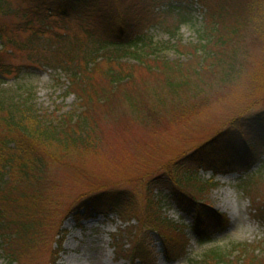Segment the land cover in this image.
<instances>
[{
    "label": "trees",
    "instance_id": "16d2710c",
    "mask_svg": "<svg viewBox=\"0 0 264 264\" xmlns=\"http://www.w3.org/2000/svg\"><path fill=\"white\" fill-rule=\"evenodd\" d=\"M122 2L123 0H23V8L12 9L8 0H0V16L23 17L31 14L32 18H27L23 26L27 28L31 24L32 29L37 28L23 41L4 34L5 27L0 24V249L6 259L0 264H21L19 260L31 254L50 233L57 239L56 246L50 250L48 264H56L61 252L63 219L79 212L105 215L112 211L125 223L112 234V238L119 241V244L113 245V250L116 256L127 259L129 264H155L157 255L148 239L151 235H157L161 244L160 253L168 261L187 253V239L178 235L176 227L162 215L158 201L147 198L145 206L141 208L126 191L106 190L88 194L72 210L62 215L58 223L53 221L51 217L54 210L48 207L49 204L52 205L48 196L52 187L46 183L48 176L45 167L49 157L59 158L60 161L58 155L61 152L68 154L69 145L75 148L84 145V136L76 133L82 126L76 122L72 125L73 121L67 115L54 121L48 114H40L32 102V91L26 90L25 94L24 91L19 94L17 89L20 86L1 87V77L10 75L12 67L3 62L2 56L7 51L28 50L34 61L45 65L54 63L66 75L67 92L77 95L83 108H79L80 116L82 122L86 123V120H90L85 114L86 110L96 103L98 106L111 103V99L121 90L122 87L119 86L123 81L132 82L134 88L135 66H143L148 72L151 69L159 71L165 78L167 92L175 96L179 92L178 88L191 84L189 80L195 77L199 81L202 70L212 69L210 73H219L220 81L227 79L230 74L227 69H234L230 60L235 55V48L228 47L232 38L242 33L264 35V0H199L204 8L200 38L197 43L174 45L177 51L188 56L186 61H169L156 54L159 47L166 43H154L145 31L146 25L148 22L162 21L170 36H176L180 24L188 19L189 2L186 0L187 4L182 8L170 5L167 11L158 12L153 9L150 13L144 11L148 12L147 2L152 3V0H130L126 5ZM52 14L59 16L60 21L71 15L78 22L81 33L53 31L48 34L49 38L45 42L40 43L39 36L44 37V29ZM258 16L262 17L261 20L257 19ZM32 22L37 25H32ZM42 43L45 47H42ZM102 57L107 64L104 68L98 64V58L103 59ZM121 59L133 60L135 65L123 63ZM18 70L19 67H16V71ZM257 76L260 85L256 83L255 87L263 91L262 100L264 71ZM193 87H199L198 83L194 82ZM122 91L118 97L130 105L138 103L135 90L134 93L125 89ZM198 92L195 90L194 93ZM238 131L242 135L247 134V137L246 141L241 140V144L236 141L232 144L233 152L235 144L240 150L247 152L244 157L248 153L255 155L262 152L264 109L249 116H237L229 121V128L219 132L220 135L214 139L227 138ZM207 142L209 141L186 155L188 164L190 161L187 159L193 156L203 160L208 158V166L216 174L224 172L236 162L231 161V154L228 152L221 155L218 152L205 158L200 156ZM252 159L253 155H250V161ZM244 160L248 164L249 157ZM181 165L178 176L176 173L169 174L166 183L172 187L170 191L174 200L194 207L191 229L199 243L208 242L216 231L212 226L221 223L225 228L228 221L225 214L209 205L206 197L213 175L209 179H201L193 170V163L190 162L188 167ZM242 187L255 205L253 208L256 219L264 222V169L249 176ZM131 219L136 221V225L130 223ZM121 235L127 237L128 248H124L125 243H121ZM246 245L241 244L239 249L237 245H231L226 251L209 248L197 260L191 259L190 263L264 264L263 256L260 258L252 254L249 245L242 247ZM234 248H237L235 250H238V254L232 256L230 254Z\"/></svg>",
    "mask_w": 264,
    "mask_h": 264
},
{
    "label": "rangeland",
    "instance_id": "374dc122",
    "mask_svg": "<svg viewBox=\"0 0 264 264\" xmlns=\"http://www.w3.org/2000/svg\"><path fill=\"white\" fill-rule=\"evenodd\" d=\"M8 1L12 9L24 6L23 0ZM128 1L130 0H123L122 4H129ZM187 1L189 4L186 0H152V3L147 2L148 12L144 11L150 13L154 9L164 12L170 9V5L182 8L187 4L189 7L188 19L180 24L174 37L170 36L162 21L148 22L146 25L145 31L154 43H166L159 47L156 54L169 61H186L188 56L177 51L174 45L197 43L200 38L204 8L199 0ZM30 15L0 16V24L5 27L4 34L14 40L27 39L37 29H32L31 24L27 28L23 26L27 18H32ZM65 17L60 21V17L55 14L49 16L44 29L45 35L39 36V42H45L49 38L48 34L53 31L70 34L76 31L80 34L78 22L71 15ZM261 18L257 17L258 20ZM263 40V33H242L232 38L228 47L235 48V55L230 60L234 69H227L230 72L227 79L220 81V74H211L212 69L202 70L199 81L192 77L189 80L191 84L182 85L175 96L167 92L165 78L159 71L151 69L148 72L143 66H135L134 88L132 82L123 81L119 86L122 87L121 90L111 99V103L99 106L96 103L95 107L86 110L85 114L90 118L86 123L82 122L79 112L83 109L82 105L75 93L67 92V77L57 65L34 61L28 50L7 51L1 59L12 67L10 75L1 77V87L20 86L17 89L19 94L23 91L25 94L26 90L32 91V102L40 114H48L54 121L67 115L68 119H72V125L78 123L82 126L81 131L76 130V133L84 136L86 144L76 148L69 145L68 154L61 152L58 155L60 161L59 158L49 157L45 167L48 176L46 183L52 187L48 194L52 205L49 204L48 207L54 210L51 217L53 221L58 223L62 215L72 210L88 194L106 190L126 191L140 207H143L147 198L157 200L162 215L176 227L178 235L187 239V253L168 261L160 253L161 244L157 235L149 236L157 255L155 264H191V259L197 260L209 248L226 251L231 245H237L239 249L241 244L249 245L252 254L264 258V222L256 219L253 208L255 205L242 187L249 176L263 171L264 150L255 155L248 153L244 157L247 152H243L235 144L233 152L232 144L235 141L240 144L242 139L246 141L247 134L242 135L240 131L227 138L214 139L220 135L219 132L229 128V121L232 119L239 115L249 116L264 109V98L261 100L263 91L255 87L256 83L260 85L257 74L264 71ZM42 47H45L43 43ZM100 59L98 58V64L104 68L107 64L104 58ZM120 61L134 63L127 59ZM16 67H19L18 71ZM194 82L199 86L196 89L193 87ZM122 89L133 93L135 90L138 103L130 105L118 97L123 92ZM193 90L199 92L194 93ZM206 141L209 142L200 156L205 158L218 152L219 155L228 152L231 154V161L236 162L215 175L208 166V158L203 160L193 156L187 159L193 163L192 168L201 179H209L213 175L206 197L209 205L225 214L228 220L225 228L221 223L212 226L216 231L210 241L199 243L191 229L194 207L174 200L170 191L172 187L166 180L169 174L176 173L178 176L181 164L188 167L190 162L188 164L185 160L186 155ZM224 149L228 151H223ZM250 155H253L252 161ZM248 157L246 164L244 158ZM83 214L79 212L63 219L61 252L56 264H129L128 260L116 256L113 250V245L119 244V241L112 238V234L125 223L112 211L105 215ZM130 223L136 225L134 219ZM126 238L121 235L124 248H128ZM56 239L50 233L31 254L21 258L20 263L48 264L50 250L56 246ZM247 245L242 247H248ZM235 249L237 248L230 255L238 254ZM3 260L6 259L0 249V262Z\"/></svg>",
    "mask_w": 264,
    "mask_h": 264
}]
</instances>
